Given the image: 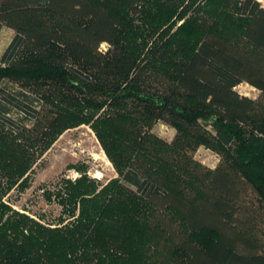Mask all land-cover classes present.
I'll return each mask as SVG.
<instances>
[{"label": "trees", "instance_id": "1", "mask_svg": "<svg viewBox=\"0 0 264 264\" xmlns=\"http://www.w3.org/2000/svg\"><path fill=\"white\" fill-rule=\"evenodd\" d=\"M222 1L240 3L237 32L210 16L213 0H0V32L15 30L0 58V96L4 81L26 90L7 97L21 121L0 103V264H108L92 240L119 223L113 209L156 246L168 240L166 264H264V6ZM148 3L196 25L190 52L176 59L166 38L138 54L123 44L129 15ZM243 82L260 95L240 94ZM159 121L176 130L171 141L153 132ZM82 124L118 177L80 200L71 225L15 209L7 193ZM200 146L221 154L216 167L193 157ZM200 232L213 235L209 246L191 238Z\"/></svg>", "mask_w": 264, "mask_h": 264}, {"label": "rangeland", "instance_id": "2", "mask_svg": "<svg viewBox=\"0 0 264 264\" xmlns=\"http://www.w3.org/2000/svg\"><path fill=\"white\" fill-rule=\"evenodd\" d=\"M258 1L264 6V0ZM157 6L144 4L140 14L129 15L128 29L122 35L123 44L130 51L138 54L145 49L147 43L166 38L173 42L169 49L176 59H179L194 48L200 32L196 25L184 20L168 18L163 12L158 13ZM239 6L240 3L225 4L222 0H213L209 13L211 12L210 16H215L219 20L223 28L237 32L246 22L240 14ZM14 35L15 30L3 24L0 32V58ZM107 48L108 45L105 43L102 49ZM2 87L6 92L5 96H0V103L9 108L7 117L21 121L24 115L7 97L22 91L23 88L9 81H4ZM236 90L252 98L260 95V91L247 82L238 85ZM27 93L31 97H37L34 92L27 91ZM153 132L171 141L176 130L159 121L154 126ZM251 132L248 127L244 128L245 137ZM232 147L235 148L236 143ZM193 157L207 168H214L221 161V154L205 146H200L193 153ZM117 177L118 173L94 130L89 124H82L64 131L37 159L20 184L7 193L5 199L15 209L26 211L45 224L63 227L75 223L80 213V200L83 197L93 198L109 180ZM247 195L249 199L252 198V193ZM113 210L117 211L115 213L120 218L119 223L110 231L109 228L106 230L100 228L101 232L92 240V246L105 248L104 252L109 251L105 254L108 264H115V258L121 259L124 263L129 261L137 264L168 263L170 258H165L168 240H165L163 245L156 246L146 236L144 229L136 227L130 219H124L126 217L123 214L127 215L128 212ZM173 223L179 224L180 220L176 219ZM259 229L264 238V220L261 221ZM191 238L204 246H209L213 241V235L206 232L191 233Z\"/></svg>", "mask_w": 264, "mask_h": 264}]
</instances>
